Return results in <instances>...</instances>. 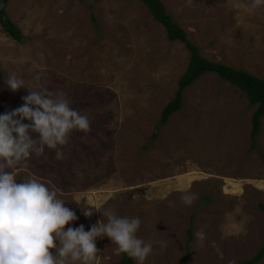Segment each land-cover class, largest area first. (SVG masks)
Returning a JSON list of instances; mask_svg holds the SVG:
<instances>
[{
    "label": "rangeland",
    "instance_id": "1",
    "mask_svg": "<svg viewBox=\"0 0 264 264\" xmlns=\"http://www.w3.org/2000/svg\"><path fill=\"white\" fill-rule=\"evenodd\" d=\"M161 2L203 58L264 80V5L247 11L251 0ZM1 10L23 39L0 26V107L14 110L28 95L7 85L14 73L26 86L39 77L43 87L66 93L90 121V132L73 131L61 146L62 160L46 148L16 174L18 182L34 177L62 190L78 217L67 227L89 231L103 219L81 208L139 217L137 236L153 242L145 264H240L263 249L264 116L255 148L250 138L257 105L210 73L160 123L189 51L168 41L138 0H0ZM185 192L198 197L191 206L181 203ZM96 247L93 264H116L123 255L113 254L107 237Z\"/></svg>",
    "mask_w": 264,
    "mask_h": 264
},
{
    "label": "clouds",
    "instance_id": "2",
    "mask_svg": "<svg viewBox=\"0 0 264 264\" xmlns=\"http://www.w3.org/2000/svg\"><path fill=\"white\" fill-rule=\"evenodd\" d=\"M261 5L264 0H251L244 8L252 11ZM6 83L13 92L26 88L28 95L20 107L0 115V264H93L98 253L96 241L104 237L111 240L114 255L127 254L137 264H145L153 242L137 236L139 217L120 216L114 209L101 212L81 208L86 217L100 212L103 219L89 231L83 225L67 227L78 217L58 195L62 190L34 177L17 181V171L27 168L32 157L44 156L47 148L62 160L61 146L69 143L70 134L88 133L91 127L87 115L71 106L66 93L43 87L39 77L26 86L23 79L11 73ZM33 133L37 134L35 138ZM197 198L195 193L185 192L180 199L191 206ZM195 235L199 241L206 239L203 229ZM212 247L223 259L214 241ZM229 264H235V260Z\"/></svg>",
    "mask_w": 264,
    "mask_h": 264
},
{
    "label": "trees",
    "instance_id": "3",
    "mask_svg": "<svg viewBox=\"0 0 264 264\" xmlns=\"http://www.w3.org/2000/svg\"><path fill=\"white\" fill-rule=\"evenodd\" d=\"M5 1V0H4ZM83 1V0H80ZM143 3L151 14L153 20L159 23L165 30L168 41L181 42L189 51V61L183 75L177 83V90L173 99L163 108L160 114V123L165 124L169 118L178 112L182 106V97L185 90L193 85L199 78L205 74H215L223 81L229 82L236 86L247 98L250 106L257 105L256 110L251 116V147H256V137L261 129V118L264 116V80L259 79L246 71L237 70L226 66L222 63H215L203 58L200 55V50L192 44L187 37V34L177 23L167 14L161 0H138ZM93 24H96V19L93 14L90 15ZM0 26L12 40L20 43L23 39L20 29L14 25L8 18H4V11H0ZM12 110L0 107V115ZM28 123V121H25ZM156 137V134L153 135ZM261 211L264 213V205H260ZM264 255V247L259 251L254 258L243 261L240 264H258ZM116 264H137L131 257L123 254L121 259ZM177 264H182V261Z\"/></svg>",
    "mask_w": 264,
    "mask_h": 264
}]
</instances>
